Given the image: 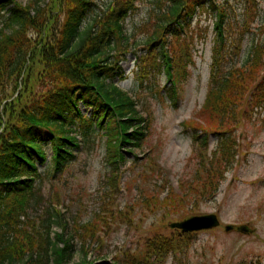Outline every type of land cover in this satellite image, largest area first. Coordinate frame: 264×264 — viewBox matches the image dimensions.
Instances as JSON below:
<instances>
[{
  "label": "trees",
  "instance_id": "16d2710c",
  "mask_svg": "<svg viewBox=\"0 0 264 264\" xmlns=\"http://www.w3.org/2000/svg\"><path fill=\"white\" fill-rule=\"evenodd\" d=\"M140 1L118 0L89 20L96 0H0V264H73L78 229L91 237L82 238L83 259L77 264H94L88 261L87 240L99 235L101 215L95 217L98 223L76 222L72 227L50 215L44 231L38 232L40 248L22 218L29 217L36 183L41 182L39 168L47 165L58 173L76 159L81 146L77 133L88 140L92 133L105 132L108 163L116 170L126 162V152L142 148L152 119L114 83L126 79L121 65L128 44L124 20ZM244 2L243 20L233 21L218 0H156L158 10L145 23L150 29L148 52L160 44L158 67L169 84L162 91L177 108L189 66L195 64L194 20L206 8L216 19L207 96L196 120L183 124L193 142L188 164L194 170L188 181L179 183L187 191L179 194L170 188L163 201L148 197L164 210V220L199 214L203 203L213 201L239 154L238 128L253 119L264 124V22L255 26L256 0ZM62 6L64 19L50 40ZM80 106L91 110V117ZM211 136L219 139L213 150ZM46 146L52 149L51 165ZM54 224L61 232L52 235ZM194 236L156 232L146 243V254L162 262L169 253L178 257L192 246Z\"/></svg>",
  "mask_w": 264,
  "mask_h": 264
},
{
  "label": "rangeland",
  "instance_id": "374dc122",
  "mask_svg": "<svg viewBox=\"0 0 264 264\" xmlns=\"http://www.w3.org/2000/svg\"><path fill=\"white\" fill-rule=\"evenodd\" d=\"M18 1L27 3L30 0ZM117 1L96 0L97 6L89 20ZM155 1L141 0L138 10L125 18L128 44L123 49L121 65L127 79L115 81L138 102L142 113L151 116L152 127L142 148L132 151V154L126 152V162L116 170L108 163L105 132L92 133L88 140L78 133L80 149L76 152V159L69 162L63 171L56 173L47 165L39 168L42 179L36 183L29 217H23L22 222L31 227L32 240L40 248L38 232L44 231L45 221L50 215H56V220L69 227L76 222L83 225L101 215L103 220L99 223L95 220L99 235L94 241L87 240L91 246L88 261L94 264H264V124L254 119L238 128L239 154L220 184L217 197L203 203L199 209L201 215L217 214L221 227L197 233L190 249L185 255L178 256L179 259L170 253L162 262L146 254L145 246L149 239L156 232L170 233V224L179 221L176 217L164 220V210L156 205L155 199L148 197L155 195L163 201L170 188L179 194L187 191H182L179 183L186 177L191 178L194 170L193 163L188 164L193 144L183 124L196 120V113L207 95L216 21L215 14L208 8L199 12L194 20L195 64L189 66L190 75L183 85L178 108H173L162 91L169 84L164 71L158 67L160 62L162 64L157 54L160 44L151 52L145 45L150 31L145 23L149 21L151 11L155 14L158 10ZM218 2L229 8L233 21L236 18L243 20L244 0ZM256 3L255 26H258L264 22V0H256ZM64 16L62 6L52 26L50 40ZM251 39L252 36L248 37L244 49L249 48ZM153 55H156L155 59ZM143 60H146V65H143ZM13 91L14 87L10 94L14 95ZM80 109L91 117V110L83 106ZM218 140L215 136L210 138L211 150L216 148ZM45 151L51 165L52 149L46 146ZM116 174L118 178L115 180ZM188 209L191 210V204ZM227 225L236 228L227 232ZM240 227L249 231L244 233ZM58 232H61V227L54 224L51 234ZM77 233L81 237L75 238L77 253L73 264L83 259L82 238L91 237L84 229H78ZM143 253L145 258H142ZM33 264L44 263L34 261Z\"/></svg>",
  "mask_w": 264,
  "mask_h": 264
},
{
  "label": "water",
  "instance_id": "95a60500",
  "mask_svg": "<svg viewBox=\"0 0 264 264\" xmlns=\"http://www.w3.org/2000/svg\"><path fill=\"white\" fill-rule=\"evenodd\" d=\"M220 226V221L215 214H209L204 216H194L187 220H184L179 223L172 224V228L179 229L183 233H193L199 232L202 230H210ZM232 229L231 226H227L226 230L230 231ZM242 230H246L242 228Z\"/></svg>",
  "mask_w": 264,
  "mask_h": 264
}]
</instances>
